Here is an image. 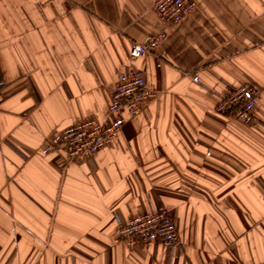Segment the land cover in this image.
I'll return each instance as SVG.
<instances>
[{
	"label": "crops",
	"instance_id": "crops-1",
	"mask_svg": "<svg viewBox=\"0 0 264 264\" xmlns=\"http://www.w3.org/2000/svg\"><path fill=\"white\" fill-rule=\"evenodd\" d=\"M29 1L15 17L0 3V264L264 263V0H195L175 26L156 0H52L46 15ZM132 70L156 98L112 144L68 167L42 155L76 124L108 125ZM244 86L260 92L255 124L216 111ZM160 206L181 251L116 242Z\"/></svg>",
	"mask_w": 264,
	"mask_h": 264
},
{
	"label": "built area",
	"instance_id": "built-area-1",
	"mask_svg": "<svg viewBox=\"0 0 264 264\" xmlns=\"http://www.w3.org/2000/svg\"><path fill=\"white\" fill-rule=\"evenodd\" d=\"M197 7L195 0H156L153 4L159 19L165 26H175ZM166 38L165 32L145 37L141 42L132 44L129 57L132 61L156 53ZM198 82V78H195ZM260 92L244 86L235 93L221 98L216 111L232 115L245 124H255L254 110ZM156 98L147 86L142 71L132 70L118 75L109 104L111 122L102 125L96 121H84L46 140L42 155L57 154L65 167L91 158L106 146L112 144L125 125L137 117L142 110ZM116 242L127 247L161 244L171 251L183 248L179 232L170 211L165 206L139 215L126 225L120 226ZM264 264V263H261Z\"/></svg>",
	"mask_w": 264,
	"mask_h": 264
},
{
	"label": "rangeland",
	"instance_id": "rangeland-1",
	"mask_svg": "<svg viewBox=\"0 0 264 264\" xmlns=\"http://www.w3.org/2000/svg\"><path fill=\"white\" fill-rule=\"evenodd\" d=\"M26 0H0V3L3 2V4L5 3L6 5H12L11 9H12V13L13 16H17L19 14V5H21L22 2H24ZM29 1V0H28ZM41 2L40 6H42L40 9L43 10V14H51V10H52V0H39ZM62 1V0H60ZM30 2V1H29ZM1 6V4H0ZM10 7V6H8ZM4 11L6 10V12L9 10L7 9H3ZM2 8H0V11H3Z\"/></svg>",
	"mask_w": 264,
	"mask_h": 264
}]
</instances>
